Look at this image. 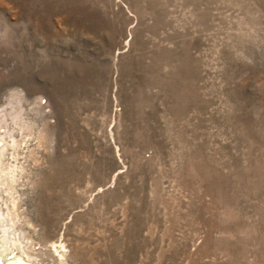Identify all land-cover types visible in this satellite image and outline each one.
<instances>
[{
  "label": "rangeland",
  "instance_id": "obj_1",
  "mask_svg": "<svg viewBox=\"0 0 264 264\" xmlns=\"http://www.w3.org/2000/svg\"><path fill=\"white\" fill-rule=\"evenodd\" d=\"M0 119L7 253L264 264V0H0Z\"/></svg>",
  "mask_w": 264,
  "mask_h": 264
},
{
  "label": "bare ground",
  "instance_id": "obj_2",
  "mask_svg": "<svg viewBox=\"0 0 264 264\" xmlns=\"http://www.w3.org/2000/svg\"><path fill=\"white\" fill-rule=\"evenodd\" d=\"M19 103V102H18ZM12 106V105H11ZM19 106V113L17 112L16 114H14V116L11 118V120L9 119L8 122H19L17 120H19L20 118V111L22 110L21 109V105H18ZM18 106H15V107H12V110L14 111ZM11 110V109H10ZM4 111V114H5V110ZM23 112V111H22ZM7 114L4 115V118L5 120L7 119ZM22 117V116H21ZM23 119V117H22ZM1 120V119H0ZM3 120V119H2ZM8 120V119H7ZM6 120V121H7ZM5 121V122H6ZM21 121V119H20ZM23 121V120H22ZM4 122V121H3ZM2 122V123H3ZM7 123V122H6ZM1 124V122H0ZM7 126V125H6ZM11 126V125H10ZM17 127V126H16ZM6 128V127H5ZM3 129V128H2ZM11 129H9L10 131ZM8 131V132H9ZM6 133V131H4ZM14 132V131H13ZM19 132V131H18ZM11 134V132H10ZM10 134L8 133L7 135L10 136ZM12 135V134H11ZM6 136V135H5ZM12 136H10V139H11V143H6L4 141V137L0 135V264H39L37 263L34 259H32L30 257L29 254H24V256L26 257H23V256H20L16 255V253H7L8 252V249H10L13 245L16 246V238L15 236H13L12 234V231L14 230L13 229V223H16L14 221V214H11L8 212V202L7 200L3 197V191L5 189V186H6V183H7V176H6V173H5V168H4V165H3V159H4V156L6 155V151H7V148L8 147H13L14 145L16 146V141H14L12 138ZM9 138V137H8ZM7 138V139H8ZM18 141V140H17ZM21 144V143H20ZM19 147V146H17ZM16 147V148H17ZM9 149V148H8ZM12 149V148H11ZM13 150V149H12ZM16 150V149H15ZM14 151V150H13ZM18 151V149H17ZM10 152V151H9ZM11 153V152H10ZM9 153V154H10ZM11 158V157H10ZM8 159V158H7ZM11 160V159H10ZM9 161V160H8ZM15 164V163H14ZM9 165V164H8ZM8 168V167H7ZM6 168V169H7ZM15 169V167H14ZM21 170V169H20ZM17 171V170H16ZM7 172V171H6ZM9 173V172H8ZM13 174V173H12ZM10 178V177H9ZM8 178V180H9ZM11 180V179H10ZM11 184V182H10ZM9 185V184H8ZM12 189V188H11ZM9 195V194H8ZM12 203V202H11ZM13 208H14V203H13ZM1 207H4L6 209L7 212H3V210L1 209ZM14 213V212H13ZM16 216V215H15ZM10 222V224H9ZM19 240V239H17ZM12 250V249H11Z\"/></svg>",
  "mask_w": 264,
  "mask_h": 264
}]
</instances>
